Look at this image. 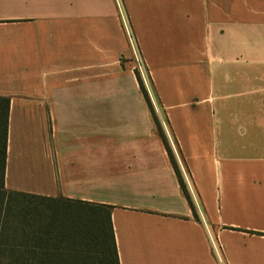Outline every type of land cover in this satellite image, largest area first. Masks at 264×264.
Masks as SVG:
<instances>
[{"label": "crops", "instance_id": "obj_1", "mask_svg": "<svg viewBox=\"0 0 264 264\" xmlns=\"http://www.w3.org/2000/svg\"><path fill=\"white\" fill-rule=\"evenodd\" d=\"M0 96L5 188L112 207L120 264H264V0H0Z\"/></svg>", "mask_w": 264, "mask_h": 264}, {"label": "trees", "instance_id": "obj_2", "mask_svg": "<svg viewBox=\"0 0 264 264\" xmlns=\"http://www.w3.org/2000/svg\"><path fill=\"white\" fill-rule=\"evenodd\" d=\"M136 75L183 193L196 216L149 93L139 72ZM10 103V98L0 96V253L7 255L4 256L7 264H120L112 207L5 188ZM3 215L6 217L2 218Z\"/></svg>", "mask_w": 264, "mask_h": 264}, {"label": "rangeland", "instance_id": "obj_3", "mask_svg": "<svg viewBox=\"0 0 264 264\" xmlns=\"http://www.w3.org/2000/svg\"><path fill=\"white\" fill-rule=\"evenodd\" d=\"M139 71V70H138ZM139 74H140V71H139ZM140 77H141V79L143 80V83L145 84V87H146V89H147V91H148V93H149V96H150V98H151V101H152V104H153V106H154V109H157V108H159L158 107V105H157V103H156V101H155V99H154V96H152V90H151V85H150V82H149V80H148V78L146 77V82L147 83H145L144 82V79H143V77H142V74H140ZM3 214L4 215H7V211H4L3 212ZM2 216V218H5L6 216ZM4 256H7V255H5V254H3V253H0V264H7V261H8V259H7V257H4Z\"/></svg>", "mask_w": 264, "mask_h": 264}, {"label": "built area", "instance_id": "obj_4", "mask_svg": "<svg viewBox=\"0 0 264 264\" xmlns=\"http://www.w3.org/2000/svg\"><path fill=\"white\" fill-rule=\"evenodd\" d=\"M131 42L134 43L132 37H131ZM138 70L140 71V74H142V77H143V79H144V82L147 83V82H146L147 74H146V72H145V70H144V67H143L142 63H140V61H139V63H138ZM147 78H148V77H147Z\"/></svg>", "mask_w": 264, "mask_h": 264}]
</instances>
